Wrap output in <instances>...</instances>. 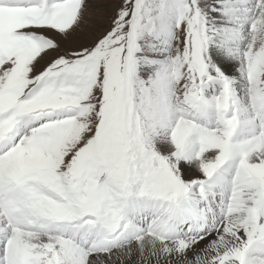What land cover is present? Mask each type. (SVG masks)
Instances as JSON below:
<instances>
[{"label": "snow or ice", "instance_id": "obj_1", "mask_svg": "<svg viewBox=\"0 0 264 264\" xmlns=\"http://www.w3.org/2000/svg\"><path fill=\"white\" fill-rule=\"evenodd\" d=\"M0 264H264V0H0Z\"/></svg>", "mask_w": 264, "mask_h": 264}]
</instances>
